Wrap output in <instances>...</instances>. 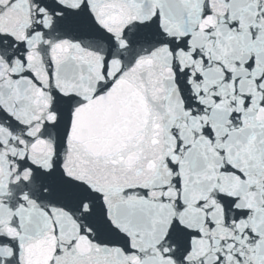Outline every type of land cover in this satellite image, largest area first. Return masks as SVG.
Listing matches in <instances>:
<instances>
[{
	"label": "snow or ice",
	"instance_id": "snow-or-ice-1",
	"mask_svg": "<svg viewBox=\"0 0 264 264\" xmlns=\"http://www.w3.org/2000/svg\"><path fill=\"white\" fill-rule=\"evenodd\" d=\"M0 264H264V0H0Z\"/></svg>",
	"mask_w": 264,
	"mask_h": 264
}]
</instances>
